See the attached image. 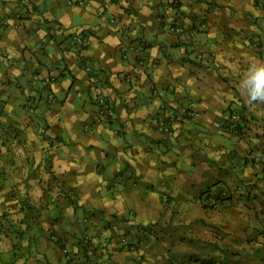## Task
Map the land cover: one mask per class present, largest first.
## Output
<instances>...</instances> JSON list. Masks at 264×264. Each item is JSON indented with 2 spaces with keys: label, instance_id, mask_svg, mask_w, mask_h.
<instances>
[{
  "label": "crops",
  "instance_id": "crops-1",
  "mask_svg": "<svg viewBox=\"0 0 264 264\" xmlns=\"http://www.w3.org/2000/svg\"><path fill=\"white\" fill-rule=\"evenodd\" d=\"M179 2L0 0V264H264V104L239 93L264 0ZM97 96L115 118L87 132ZM167 107L193 115L166 134Z\"/></svg>",
  "mask_w": 264,
  "mask_h": 264
},
{
  "label": "built area",
  "instance_id": "built-area-1",
  "mask_svg": "<svg viewBox=\"0 0 264 264\" xmlns=\"http://www.w3.org/2000/svg\"><path fill=\"white\" fill-rule=\"evenodd\" d=\"M82 2L83 1H77L76 3H79L80 5H82ZM158 20L160 21L161 19H158ZM199 28L202 29V26H199ZM163 29L174 35H181L184 32L183 28L179 24L177 23L175 24L171 21H164ZM189 36L191 39L190 43L192 46H194L196 44L195 42L196 33L193 30H191L189 32ZM83 41L84 40L81 39L79 35H76L74 37V42L76 44H82ZM86 71L88 72V70ZM159 95H162V94L159 93ZM95 105H96V111H95V115L93 119L91 120L92 122L86 123L84 125V130L87 132H92L94 126H98L101 124H108L109 121L115 118V111L113 109V106L105 97L97 96L95 98ZM162 110H163L162 114L159 118V126L161 130L166 134H169V131H170L169 130L170 124H168V121L170 122L175 121L179 119L180 116H185V118H190L193 115V111L190 108H178L176 113L170 111L168 107L163 108ZM1 130H2V126L0 124V132ZM223 195L224 194H222V196ZM213 201H214L213 198L208 199V203L214 204L212 203ZM81 242L82 244H87L88 238L87 237L82 238ZM123 244L126 246V241H123ZM135 247H136V244L132 243L129 248L132 250ZM85 253H86V256L91 257L93 255L92 247L91 246L86 247Z\"/></svg>",
  "mask_w": 264,
  "mask_h": 264
},
{
  "label": "trees",
  "instance_id": "trees-1",
  "mask_svg": "<svg viewBox=\"0 0 264 264\" xmlns=\"http://www.w3.org/2000/svg\"><path fill=\"white\" fill-rule=\"evenodd\" d=\"M197 2H200V1H202V0H196ZM171 6H174V9L176 8H178L179 7V5H180V2H179V0H170V3H169ZM158 19H160V18H158ZM173 23H177V24H179L180 26H181V24L179 23V22H177L176 20H174L173 21ZM197 25V26H196ZM196 25H194L193 26V29L192 30H195L196 28H199V26H201V25H203V24H201V23H198V24H196ZM182 27V26H181ZM203 27H204V25H203ZM183 28V27H182ZM201 29V28H200ZM184 30V29H183ZM76 35H79L80 37H81V39H83L84 41H83V43L82 44H76L75 42H74V37L76 36ZM86 35L85 34H83L82 32H80V33H73V34H70V35H67V36H65L63 39H62V42H61V44H64V46H63V48H64V50L65 51H73L75 54H76V58L79 60V63H80V65L81 66H83V68L85 67V64H86V62H87V60H86V58H82V53L87 49V41H86ZM88 78H89V80L91 81V83H92V85L95 87V88H97V89H104V87H106L107 86V81H106V79L105 78H103V77H100V76H98V75H96L94 72H92L91 70H90V72H89V74H88ZM129 81V79L127 80V82ZM172 122H170V121H168V124H171ZM3 131V129L1 130V132ZM0 132V133H1ZM211 195H206V196H204V198H208V197H210ZM216 198V200L217 199H219V198H217V197H215ZM93 214V213H92ZM92 217V216H91ZM89 219V218H88ZM113 217L111 218V222H109V223H106V227H108V228H110L111 227V224L110 223H112L113 221ZM129 231H127V240L126 239H124L125 241H126V247H127V250L129 249V247L131 246V244H132V242H131V240L132 239H137V241H139V238L140 237H138L137 235H135L134 237L133 236H130V234L131 233H129ZM138 237V238H137ZM82 243V242H81ZM92 247V250H93V252H94V248H93V243H92V241H90V240H88V243L87 244H81V247L83 248V250H85L86 249V247Z\"/></svg>",
  "mask_w": 264,
  "mask_h": 264
},
{
  "label": "clouds",
  "instance_id": "clouds-1",
  "mask_svg": "<svg viewBox=\"0 0 264 264\" xmlns=\"http://www.w3.org/2000/svg\"><path fill=\"white\" fill-rule=\"evenodd\" d=\"M239 93L248 105L264 104V59L249 60L239 81Z\"/></svg>",
  "mask_w": 264,
  "mask_h": 264
}]
</instances>
